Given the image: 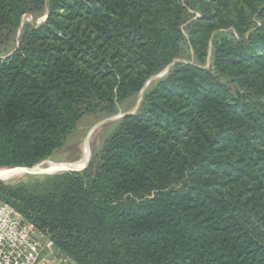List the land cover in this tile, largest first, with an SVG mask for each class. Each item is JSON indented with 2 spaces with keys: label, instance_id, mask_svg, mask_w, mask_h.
Listing matches in <instances>:
<instances>
[{
  "label": "trees",
  "instance_id": "obj_1",
  "mask_svg": "<svg viewBox=\"0 0 264 264\" xmlns=\"http://www.w3.org/2000/svg\"><path fill=\"white\" fill-rule=\"evenodd\" d=\"M208 3L0 0V34L20 29L0 50V166L46 160L168 68L84 169L0 181L78 264H264V0L224 19ZM227 27L210 68L175 64L184 39L201 62Z\"/></svg>",
  "mask_w": 264,
  "mask_h": 264
},
{
  "label": "rangeland",
  "instance_id": "obj_2",
  "mask_svg": "<svg viewBox=\"0 0 264 264\" xmlns=\"http://www.w3.org/2000/svg\"><path fill=\"white\" fill-rule=\"evenodd\" d=\"M255 1L256 5L261 3V0H253ZM211 4L206 6L207 11L209 13L216 15L217 14V8H219L220 12L222 13H228L230 16L238 17L240 14L248 15L250 12V8L248 6L249 0H210ZM198 11V10H197ZM195 16L198 17L201 12L198 11ZM218 19L221 17L224 19L221 15L217 14ZM44 15L38 16L36 18L30 16V15H24L22 17V22H30V23H40L44 20ZM252 20L255 19V15L252 16ZM21 28V26H20ZM185 32L187 31V25L184 27ZM233 29L231 27L227 28H217L212 33L211 43L209 44V55L206 59L203 61H199L195 55L193 54L192 49L190 48L188 41L184 39L181 44V55L176 59L175 64L178 62H191L200 66H203L205 68L211 67V59H210V52L211 48L213 46V43L217 40L218 37H222L227 35L228 33H233ZM20 29L18 30V33L15 35L16 38L12 34H7L5 32L0 34V50L9 51L14 45L17 40V36L19 35ZM174 66V65H173ZM172 66H170L171 68ZM159 74V73H158ZM156 74V75H158ZM156 75H153L152 77L148 78L147 81L144 84V87L135 94H132L125 98L122 102H116L113 107H111V110H101L97 109L86 116H84L81 121L78 123L76 129L72 134L69 135L67 141L58 149H56L52 155L46 159V164H51L50 162L55 163H65V162H74L76 160H79L81 156L84 154V146L86 141L88 142V147L91 150V156L94 153H98L103 148L106 140L109 138V136L112 134L114 129L117 127L120 119L122 118V115L124 113H133L136 111V105L140 97L143 95V93L148 90L155 81L162 77H155ZM94 127L93 132L90 134L88 140L86 139L87 134L90 133L91 128ZM86 140V141H85ZM90 143V144H89ZM44 165H41V167H45ZM18 168L20 166H12V167H6V166H0V168ZM79 167V165L77 166ZM47 174H41L39 172L30 171L28 174L22 175L20 177H16L13 179H6L1 180L2 182L14 185V184H21V183H27L34 179L36 176H43ZM4 195L2 192H0V201H4L2 198Z\"/></svg>",
  "mask_w": 264,
  "mask_h": 264
},
{
  "label": "built area",
  "instance_id": "obj_3",
  "mask_svg": "<svg viewBox=\"0 0 264 264\" xmlns=\"http://www.w3.org/2000/svg\"><path fill=\"white\" fill-rule=\"evenodd\" d=\"M0 264H78L46 232L0 201Z\"/></svg>",
  "mask_w": 264,
  "mask_h": 264
},
{
  "label": "bare ground",
  "instance_id": "obj_4",
  "mask_svg": "<svg viewBox=\"0 0 264 264\" xmlns=\"http://www.w3.org/2000/svg\"><path fill=\"white\" fill-rule=\"evenodd\" d=\"M86 141V140H85ZM87 141L84 146V154L81 156L79 160H76L74 162H65V163H55V162H50L51 164H36L32 168H26V169H16V168H0V179L1 180H6V179H13L16 177H20L22 175L28 174L30 171L34 172H39L41 174H54L57 172H60L62 170L68 169V168H73L79 166H84L85 162L87 161L88 158V145ZM90 144V143H89ZM41 165H44L45 167H41Z\"/></svg>",
  "mask_w": 264,
  "mask_h": 264
},
{
  "label": "water",
  "instance_id": "obj_5",
  "mask_svg": "<svg viewBox=\"0 0 264 264\" xmlns=\"http://www.w3.org/2000/svg\"><path fill=\"white\" fill-rule=\"evenodd\" d=\"M45 16H46V15H45ZM44 18H45V17H44ZM174 61H175V60H173L172 63H173ZM167 70H168V68L164 69L162 72H160V73H159L158 75H156L155 77H160V76H162L163 74H165V73L167 72ZM141 97H142V96H141ZM141 97H140V99L138 100L135 109L138 108L139 103H140V101H141ZM126 114H129V113H124L122 116H124V115H126ZM93 129H94V127H92L91 130H90V133L87 134V137H86L87 140H88L90 134L93 132ZM87 145H88V143H87ZM88 150H89V153H88L87 161L85 162L84 166H83L81 169L68 168V169L62 170V171H60V172H64V171H80V170L84 169V168L87 166V164H88V162H89V159H90V156H91V150H90L89 147H88ZM45 162H46V160H43V161L39 162V164H43V163H45ZM71 163H72V162H71ZM60 172H57V173H60Z\"/></svg>",
  "mask_w": 264,
  "mask_h": 264
}]
</instances>
